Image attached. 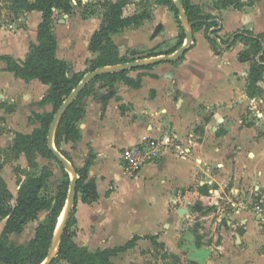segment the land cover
Instances as JSON below:
<instances>
[{
	"label": "crops",
	"instance_id": "obj_1",
	"mask_svg": "<svg viewBox=\"0 0 264 264\" xmlns=\"http://www.w3.org/2000/svg\"><path fill=\"white\" fill-rule=\"evenodd\" d=\"M242 1L246 5L239 9L220 7L218 0H191L220 22L217 34H212L215 27L204 25L193 33V44L180 60L126 70L128 81L119 78L113 84L95 81L90 85L91 92L82 101L85 117L79 123L81 138L61 143L77 168L93 157L89 178L96 180L99 200L87 204L78 198L74 227L78 245L92 252L119 249L140 237L113 256V264L124 253L129 255L155 242L184 256L186 264H264V231L248 208L250 201L264 200V112L258 109L260 119H256L254 107H248L257 99L263 103L264 73L256 83L261 93L252 94L249 88L251 70L263 51L252 52L253 44L243 38L229 48L223 44L224 39L246 29L260 38L264 48V0ZM131 5L135 6H127ZM151 9L139 25L142 27H125L112 34L119 57L127 62H148L173 54L184 44L169 5L161 3ZM11 10L16 16H27V25L20 36L0 25V54L24 61L31 46L38 43L42 12ZM80 21L81 35L89 44L101 21L96 17ZM65 23L69 24V19ZM158 25L163 29L153 38ZM54 33L57 56L70 64L69 58L60 54L55 24ZM243 52H250L246 59L241 58ZM0 63V78L2 75L7 80L0 83V109L9 96L6 92L15 86L26 90L23 101L33 104L26 110L27 119L32 117L35 126L29 133H18L31 134L41 126L39 115L54 112V103L47 99L50 86L38 79L25 81L8 71L5 61ZM30 88L34 89L28 94ZM42 88L43 94H39ZM18 111L14 108L10 112ZM164 133L175 134L189 147L188 157L167 151L161 160L143 166L135 177H127L121 159L124 148ZM10 143L9 149L14 138ZM54 163L51 160L49 164V186L57 192L64 172L60 166V176L54 182ZM2 179L13 195L14 206L25 179H17L16 187ZM46 215L41 212L39 218ZM197 218L201 224L195 228L192 221ZM5 223L6 219H1L0 235ZM31 224L35 226L30 229ZM37 225L38 221L30 222L22 233L10 237L21 239L16 245L26 244ZM58 264L70 263L63 260Z\"/></svg>",
	"mask_w": 264,
	"mask_h": 264
},
{
	"label": "trees",
	"instance_id": "obj_2",
	"mask_svg": "<svg viewBox=\"0 0 264 264\" xmlns=\"http://www.w3.org/2000/svg\"><path fill=\"white\" fill-rule=\"evenodd\" d=\"M74 0H12V7L15 12L37 10L42 12V21L38 28V43L31 46V51L24 61H16L9 55L0 54V61H5L7 70L15 76L30 81L38 79L50 86L47 99L54 103V112L39 115L41 126L36 128L31 134L18 133L11 151L15 156L25 153L31 163L35 154H40L44 158H54L52 150L48 145V135L50 125L54 115L65 99L74 88L81 82L84 75H69V64L57 56L58 42L54 33V21L60 12L70 13ZM81 1V0H79ZM105 10L104 17L98 30L91 36L89 50L99 53L92 63L93 70L97 68L114 66L127 62V59L120 58L118 47L112 40V34L122 31L131 25H140L149 17L133 15L123 17V8L127 5V0H100ZM163 4L169 5L175 13L180 26V43L186 37V28L179 16L180 10L174 0H167ZM220 7L234 6L243 8L246 3L242 0H218ZM187 22L191 24L193 33L204 25L215 27L212 34H217L221 30L220 22L213 15L203 12L200 6L192 4L191 0H181ZM213 35H208L209 40L215 44ZM243 38L252 43V52L259 53L257 60L250 73L249 88H256V83L262 78L264 73V48L258 36L249 30H238L233 37L223 40V44L229 48L237 39ZM250 52H243L241 58L246 59ZM147 64L145 66H152ZM128 71H111L101 73L91 80L80 92L77 99L66 110L65 114L58 122L54 143L57 150L69 160L78 173L77 197L69 213L65 228L61 234L56 256L49 264H58L67 261L70 264H113L112 257L119 252L125 251L133 245L134 241L140 237H135L124 247L111 250L89 251L86 247L78 245L74 237L76 231V205L79 196L84 203L91 204L99 200V193L96 180L89 178V167L93 157L87 161L84 167L74 166L68 152L61 149L63 141L76 142L81 138L79 123L85 117V110L82 106L83 99L91 92L90 85L95 81H104L106 84H113L115 80L121 78L128 81L126 77ZM57 160V159H56ZM58 161V160H57ZM60 164V163H59ZM63 172V182L57 187V192H52L49 186L51 170H43L39 175H30L25 179L19 189L16 203L13 206V195L7 187L5 181L0 177V218L6 219V223L0 235V264H43L49 257L55 233L58 228L59 219L65 208L68 198L70 180L69 172L60 164ZM66 177L65 181L64 178ZM110 191V190H109ZM46 212V217L41 220L39 214ZM38 221L34 236L26 244L16 245L10 242V235L22 233L30 222Z\"/></svg>",
	"mask_w": 264,
	"mask_h": 264
},
{
	"label": "rangeland",
	"instance_id": "obj_3",
	"mask_svg": "<svg viewBox=\"0 0 264 264\" xmlns=\"http://www.w3.org/2000/svg\"><path fill=\"white\" fill-rule=\"evenodd\" d=\"M7 1H9V3ZM127 1H128L127 5L135 4V6L132 7V5L131 6L126 5L127 9L124 11L123 14L127 15L134 13L135 15L142 16L143 14L149 15V12L151 14L152 11L151 7H154L157 4H161V3L163 4V2H166L167 0H153V1L127 0ZM11 2L12 0H0V25L2 26V28L11 30L14 32V34L20 36V31L25 29V26L27 25L26 24L27 16L21 15V17H19L14 14H11L12 11ZM174 2H176V0H174ZM102 3L103 2L100 0H81V1L74 0L73 10L68 14L65 12H60L56 17V20L54 21L56 32L57 35L59 36L60 54L69 58V60L71 61L69 64L70 66H72L70 67V72H69L70 76L74 74L83 76L84 74L86 75L87 72L93 71L92 63L97 58L99 53L97 54L89 50L87 37L85 36L82 37L80 32L81 31L80 26L82 25L80 24L81 23L80 20L96 17L97 20H100L102 22L105 12ZM131 8H135V9L133 10ZM7 9H10L9 12L8 11L5 12V10ZM133 15H128V17ZM68 19H69V24L65 23V21ZM129 27L139 28L135 25H131ZM31 38L33 39L34 36L31 35ZM224 45L226 46V44ZM226 48L228 47L226 46ZM257 59H260V54L257 56ZM1 66L3 65L0 63V67ZM1 78H0V83L4 84L7 80L2 75ZM1 88L2 87H0V89ZM33 89L31 88L28 89L27 91L28 94L32 93L31 91ZM43 90L44 88H42L39 94H43ZM250 92L252 94L255 93V95H257L261 93V89L260 90H258L257 88H254L253 90L250 89ZM6 93L9 94V96L7 99H5V103H4L5 105L3 106V109L2 108L0 109V177L5 178V180L9 182L8 185L12 187H16L17 179L24 180L26 179L27 176L39 175L43 170L44 171L48 170L51 160H54L55 162L54 164H56L54 166V170L56 169L57 172H56V176H54L52 179L55 182L56 178L60 176V166H61L56 159L43 158L37 153L35 154V158L33 157V159L31 160V163L28 161V158L26 157L25 154H21L18 159H14V160L12 159L13 157H15L16 154L14 151H11V149L8 148L11 144L10 142L13 140V138L14 140L16 139L17 136L16 134H18V132L29 133L32 131L35 125L34 122L31 120L32 117L27 119L28 116L27 114L29 112L26 110L32 109V107L30 106H32L33 104L25 103L23 101V95L26 94V90L23 91L21 87L15 86L11 91H8ZM262 97H263V103L261 101H258L257 99L254 101V104L252 106L250 104L248 105V107H254L253 109L252 108L251 109L252 111L255 112L256 119H260V116L257 115L258 109L264 112V95ZM246 98L247 100L249 99L248 97ZM33 99L35 100L36 98ZM1 102L2 101H0V103ZM19 105H21V107H19ZM14 108L19 109L17 114L14 113L12 114L10 112ZM27 161H28V165H27ZM21 168H23L24 170H22ZM65 179L66 177L64 178V181ZM68 179L70 180V173ZM50 190L52 192L54 191L52 187H50ZM44 214L45 213H43L41 216L44 217L45 216ZM61 222L62 221H60L59 219L58 226H60ZM192 222H193V227L195 228L200 226L201 224L200 221H198V218L195 219V221L193 220ZM34 226L35 224H31L29 228L31 229ZM0 227H1V219H0ZM10 242L13 244H18V243L20 244L21 239L17 236H12L10 237ZM263 252H264V247H263ZM117 264H186V260L184 256L182 257L178 256L172 251H170L163 244H158L155 242L151 245L147 244L145 246H141L138 250H135L129 255L124 253L123 255H121L120 258L117 259Z\"/></svg>",
	"mask_w": 264,
	"mask_h": 264
},
{
	"label": "water",
	"instance_id": "obj_4",
	"mask_svg": "<svg viewBox=\"0 0 264 264\" xmlns=\"http://www.w3.org/2000/svg\"><path fill=\"white\" fill-rule=\"evenodd\" d=\"M176 5L178 6L180 10V18L182 22L185 25L186 28V37L184 40V44L176 50L173 54H165L160 57H153L148 62H141V61H129L126 63H121L114 66H107L102 68H97L86 75H84L81 82L76 86V88L73 89V91L70 93V95L65 99V101L61 104V106L56 111L54 118L52 120V123L50 125L49 135H48V145L49 148L52 150L54 156L58 160L60 164L63 165V167L70 173V184H69V191H68V198H67V205H68V212L65 218V221L63 225L61 226L59 232L56 231L53 245L49 254V257L44 262L45 264H49L51 260L56 256L59 241L61 234L65 228L66 221L69 217V213L75 203L76 197H77V180L79 178L78 173L76 169L73 167L71 162L67 160L56 148L54 143V136L55 131L58 125V122L60 121L61 117L65 114L66 110L70 107V105L77 99L80 92L83 90V88L86 86L88 82L99 76L101 73L104 72H111V71H126L131 70L134 68H138L139 66L147 65V64H159L161 62H174L177 60H180L181 57L185 54L187 49L193 44V31L192 26L190 23L187 22L186 15L184 13L183 7L181 5V0H176ZM163 29L162 25L156 26L154 32H153V38ZM43 263V264H44Z\"/></svg>",
	"mask_w": 264,
	"mask_h": 264
},
{
	"label": "built area",
	"instance_id": "obj_5",
	"mask_svg": "<svg viewBox=\"0 0 264 264\" xmlns=\"http://www.w3.org/2000/svg\"><path fill=\"white\" fill-rule=\"evenodd\" d=\"M221 42V38L219 39ZM170 151L179 157H188L189 147L172 133H164L160 137H147L141 142L124 148L121 153L124 174L133 178L143 166L162 159ZM212 203V199H208ZM248 208L253 212L260 226L264 229V200H253L248 203ZM264 247V246H263Z\"/></svg>",
	"mask_w": 264,
	"mask_h": 264
},
{
	"label": "bare ground",
	"instance_id": "obj_6",
	"mask_svg": "<svg viewBox=\"0 0 264 264\" xmlns=\"http://www.w3.org/2000/svg\"><path fill=\"white\" fill-rule=\"evenodd\" d=\"M67 212H68V205L65 206V208H64V212L61 214L60 221H62V222H61L60 226H58V228H57V232H59L61 226L63 225V223H64V221H65V218H66V215H67ZM63 216H64V218H63ZM62 218H63V219H62Z\"/></svg>",
	"mask_w": 264,
	"mask_h": 264
}]
</instances>
